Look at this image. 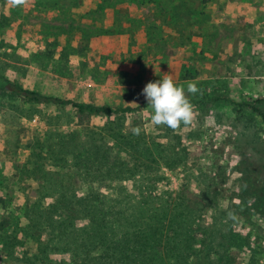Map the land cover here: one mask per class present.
<instances>
[{
	"label": "rangeland",
	"instance_id": "obj_1",
	"mask_svg": "<svg viewBox=\"0 0 264 264\" xmlns=\"http://www.w3.org/2000/svg\"><path fill=\"white\" fill-rule=\"evenodd\" d=\"M164 75L202 90L178 132L148 106L90 115L0 90V264H118L137 233L160 238L144 264H264V0H0L12 84L138 108Z\"/></svg>",
	"mask_w": 264,
	"mask_h": 264
},
{
	"label": "trees",
	"instance_id": "obj_2",
	"mask_svg": "<svg viewBox=\"0 0 264 264\" xmlns=\"http://www.w3.org/2000/svg\"><path fill=\"white\" fill-rule=\"evenodd\" d=\"M8 85L11 86V90L16 96L22 98L25 101L35 102V103L44 104V105H54V106H62V107L70 106L72 108L77 109L81 113H86V114H90V115L111 116L114 114L133 112V111H136L139 109H143L144 106H148V103H144L142 106H140L138 108H133L130 106L114 108V107H110V106H106V105H96L93 103L78 102V101H75L74 99H71V98H60V97H56V96H47V95H43L39 92L31 91V90H28L26 88H23L22 86H20L18 84H12V83H10L9 80L0 76V90H6ZM137 95H133L131 93V95L129 94V97L135 98ZM66 209L67 210H66L65 214L68 213V210H69V214L72 216H74L76 214V212L79 211V209L76 207V205H75V207L74 206L66 207ZM53 210H54L53 213H55V211L57 209L54 208ZM91 220L95 221L94 217H91ZM139 223H140V225H139L140 231L150 228V225L149 226H143V224L141 222H139ZM97 226H98V223H97ZM98 228L99 227H97V228L93 227V229L95 231L91 233L92 237L95 238V237H98L99 235H101V236H99L100 238L106 237V235H104V233H102V230L100 228L99 229ZM155 230L160 231V229H158V228H155ZM140 231H138V232H140ZM37 232H39V230H37ZM159 235H160V233H159ZM123 238L125 239V242L119 247L120 254H119V258H118V264H131V260H130L131 252L136 253L134 256H135V258H138V259H134L135 264H144L141 262L146 259V255L142 252H144V250H147L148 247L151 248V244L149 243L151 241V239L145 238L146 240H144V237H142L140 233L133 235V237H129L128 235H125V236H123ZM89 240H91V239H89ZM159 240H160L159 237H157V239H152V241H151L152 248H153V246L155 247V245L159 246ZM135 248H137V249H135ZM138 248H140V249H138ZM133 250H135V252ZM78 256L79 255L76 254L72 264H81L80 262H78L76 260L78 258ZM82 264H100V263H95L92 260H89V261H83Z\"/></svg>",
	"mask_w": 264,
	"mask_h": 264
},
{
	"label": "clouds",
	"instance_id": "obj_3",
	"mask_svg": "<svg viewBox=\"0 0 264 264\" xmlns=\"http://www.w3.org/2000/svg\"><path fill=\"white\" fill-rule=\"evenodd\" d=\"M9 3L14 6H26L29 0H9ZM201 92L195 81H187L185 89L184 85L176 84L171 75H164L156 82H149L143 89L142 95L148 103L147 109H151V126H166L174 132L192 126L198 113L189 95L196 96ZM132 132L134 135H139L141 129L135 127Z\"/></svg>",
	"mask_w": 264,
	"mask_h": 264
},
{
	"label": "water",
	"instance_id": "obj_4",
	"mask_svg": "<svg viewBox=\"0 0 264 264\" xmlns=\"http://www.w3.org/2000/svg\"><path fill=\"white\" fill-rule=\"evenodd\" d=\"M7 89H8V90H11V86H10V85H8V86H7Z\"/></svg>",
	"mask_w": 264,
	"mask_h": 264
}]
</instances>
